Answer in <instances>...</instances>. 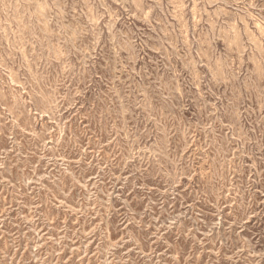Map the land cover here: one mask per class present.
<instances>
[{
	"label": "rangeland",
	"instance_id": "rangeland-1",
	"mask_svg": "<svg viewBox=\"0 0 264 264\" xmlns=\"http://www.w3.org/2000/svg\"><path fill=\"white\" fill-rule=\"evenodd\" d=\"M0 264H264V0H0Z\"/></svg>",
	"mask_w": 264,
	"mask_h": 264
}]
</instances>
